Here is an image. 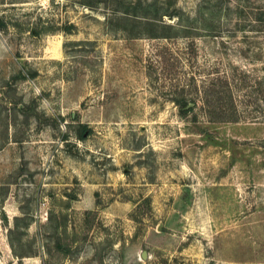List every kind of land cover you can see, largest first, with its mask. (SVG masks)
Masks as SVG:
<instances>
[{"label":"rangeland","instance_id":"1","mask_svg":"<svg viewBox=\"0 0 264 264\" xmlns=\"http://www.w3.org/2000/svg\"><path fill=\"white\" fill-rule=\"evenodd\" d=\"M0 264H264V0H0Z\"/></svg>","mask_w":264,"mask_h":264},{"label":"trees","instance_id":"2","mask_svg":"<svg viewBox=\"0 0 264 264\" xmlns=\"http://www.w3.org/2000/svg\"><path fill=\"white\" fill-rule=\"evenodd\" d=\"M84 127H86V126H84ZM84 127L82 128V132H84V131L86 130V128H84ZM5 219H6V218H5ZM6 221H7V220H6Z\"/></svg>","mask_w":264,"mask_h":264}]
</instances>
